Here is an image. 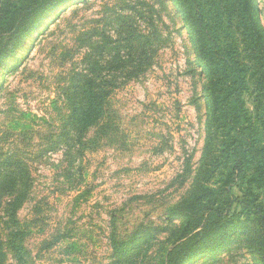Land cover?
<instances>
[{"label":"rangeland","instance_id":"1","mask_svg":"<svg viewBox=\"0 0 264 264\" xmlns=\"http://www.w3.org/2000/svg\"><path fill=\"white\" fill-rule=\"evenodd\" d=\"M15 2L0 0V15ZM252 4L264 37V0ZM230 25L264 131V68ZM2 35L0 178L28 188L16 214L31 264H262L252 219L191 248L176 212L196 188L210 118L207 68L176 0H45L19 35ZM87 81L105 111L77 131L74 85Z\"/></svg>","mask_w":264,"mask_h":264},{"label":"trees","instance_id":"2","mask_svg":"<svg viewBox=\"0 0 264 264\" xmlns=\"http://www.w3.org/2000/svg\"><path fill=\"white\" fill-rule=\"evenodd\" d=\"M44 1L16 0L0 15V34L7 38L19 35L25 23L39 14ZM176 2L207 68L209 79L204 97L210 102L208 142L201 154L196 188L176 212L185 217V229L193 234L188 241L191 248L201 246L200 240L215 233L226 222L240 217L252 219L258 231L256 251L264 264V131L246 108L248 67L238 60L236 43L229 41L230 24L235 20L255 65L264 68V37L252 0ZM86 84L74 85L75 89L83 91L78 112L70 120L77 131L78 127L87 129L105 111V98L102 93H95L96 84L89 81ZM97 87L102 92L99 84ZM212 139L218 140L219 146L216 154L208 155ZM6 176L0 178L3 213L0 216V264H6L7 255L13 264H31L24 246L28 232L19 224L16 214L18 203L24 199L28 188L26 185L24 193L18 191L19 180ZM26 182L29 185V179ZM195 237L196 243H193Z\"/></svg>","mask_w":264,"mask_h":264}]
</instances>
